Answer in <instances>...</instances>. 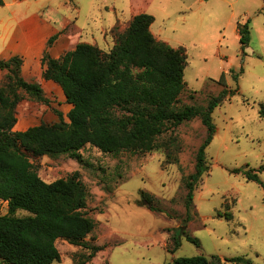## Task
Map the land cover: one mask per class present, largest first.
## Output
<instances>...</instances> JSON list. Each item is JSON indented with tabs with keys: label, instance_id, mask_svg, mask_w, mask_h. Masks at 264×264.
<instances>
[{
	"label": "rangeland",
	"instance_id": "rangeland-1",
	"mask_svg": "<svg viewBox=\"0 0 264 264\" xmlns=\"http://www.w3.org/2000/svg\"><path fill=\"white\" fill-rule=\"evenodd\" d=\"M13 11H41L67 20L68 35L88 44L94 36L105 52L115 46L113 27L118 25L116 37L133 16L150 14L153 35L173 48H185L188 56L179 108H206L226 88L230 91L213 113L217 131L207 148L210 170L195 190L189 213L183 180L195 173L207 137L200 118L168 131L159 139L161 149L152 153L109 155L86 146L74 154L31 158L48 183L79 172L88 190L87 216L97 224L78 245L59 240L61 261L54 264H172L197 256L213 264H235L228 261L234 258L264 264V119L259 114L264 103V0H0V19ZM248 21L251 41L243 48L238 28ZM6 75L0 71V85ZM223 77L227 87L220 84ZM66 105L58 94L50 106L26 99L18 106L14 130L58 123L56 110L69 121ZM235 170H256L263 186ZM142 192L154 196L156 211ZM8 212V204L0 201V215ZM174 235L182 236V246L172 254L167 248ZM93 246L103 250L90 259Z\"/></svg>",
	"mask_w": 264,
	"mask_h": 264
},
{
	"label": "trees",
	"instance_id": "trees-1",
	"mask_svg": "<svg viewBox=\"0 0 264 264\" xmlns=\"http://www.w3.org/2000/svg\"><path fill=\"white\" fill-rule=\"evenodd\" d=\"M154 16L133 17L126 30L115 37V46L105 52L95 45L79 43L55 59L50 49L58 39L52 37L42 58V78L52 81L73 106L66 120L55 111L59 122L41 124L26 131H15L18 106L24 100L51 105L39 83L23 76L24 61L15 56L0 60L6 71L0 85V201L8 204V214L0 215V261L4 264H54L61 261L59 240L78 245L96 229L87 216L88 190L79 172L67 179L48 183L41 178L31 158L74 154L86 146L104 154L152 153L161 149L159 139L185 122L200 118L207 137L197 155L196 170L183 180L187 191L185 207L189 213L195 190L209 172L207 148L216 134L213 113L230 95L229 89L214 97L206 108H179L184 92L188 56L183 47L173 48L151 32ZM241 44L251 41L250 21L238 28ZM220 84L227 87L224 77ZM264 119V103L260 105ZM260 171H264V166ZM249 182L263 186L256 170H235ZM150 209L154 196L142 192ZM18 211L27 216L18 217ZM231 220V217H228ZM189 220V217H187ZM179 230L182 231L180 227ZM181 235H174L168 251L175 254L182 246ZM196 245L198 241L187 237ZM89 258L103 250L90 248ZM235 264H254L245 258L228 260ZM172 264H213L204 256L178 258ZM219 264H221L219 262Z\"/></svg>",
	"mask_w": 264,
	"mask_h": 264
},
{
	"label": "crops",
	"instance_id": "crops-1",
	"mask_svg": "<svg viewBox=\"0 0 264 264\" xmlns=\"http://www.w3.org/2000/svg\"><path fill=\"white\" fill-rule=\"evenodd\" d=\"M22 12L13 11L0 19V60L21 57L24 61V78L30 83H39L50 99L58 94L59 99L67 103L62 89L54 82L42 78L44 72L42 58L48 41L55 35H58V39L50 49V54L55 59L79 44L73 35L65 32L70 23L67 20L53 18L52 15L47 16L41 11ZM92 41L91 45L98 47L94 36ZM72 108L73 106L67 103L68 113Z\"/></svg>",
	"mask_w": 264,
	"mask_h": 264
}]
</instances>
